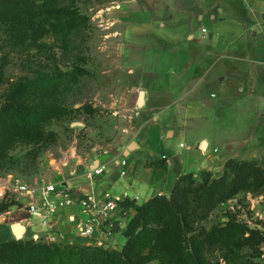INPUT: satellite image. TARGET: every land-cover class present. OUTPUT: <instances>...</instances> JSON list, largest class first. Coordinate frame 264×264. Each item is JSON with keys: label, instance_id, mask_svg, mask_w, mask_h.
<instances>
[{"label": "trees", "instance_id": "1", "mask_svg": "<svg viewBox=\"0 0 264 264\" xmlns=\"http://www.w3.org/2000/svg\"><path fill=\"white\" fill-rule=\"evenodd\" d=\"M82 23L84 18L74 7H50L46 0H0L3 50L20 56L36 51L39 61L45 57L49 62L12 84L0 98V174L37 173L42 154L58 142L51 128L72 113L67 106L69 94L87 73L78 67L62 71L60 61L45 54L42 41L51 30L69 36ZM79 110L86 115L96 112L87 106ZM167 165V159L150 156L144 161V167L156 174L166 172ZM241 195L264 199V167L256 159H228L217 178L208 171L184 174L176 181L171 199L158 196L142 205L123 202L125 211L132 210L134 215L123 230L119 223L113 225L112 232H120L127 240L121 250L11 240L0 244V264H253L242 262L235 251L262 246V232L235 220L206 225ZM12 207L13 203H2L0 215Z\"/></svg>", "mask_w": 264, "mask_h": 264}, {"label": "crops", "instance_id": "2", "mask_svg": "<svg viewBox=\"0 0 264 264\" xmlns=\"http://www.w3.org/2000/svg\"><path fill=\"white\" fill-rule=\"evenodd\" d=\"M238 1L244 8L254 9L253 1ZM118 3L120 8L129 12L126 17L129 28L120 52L121 65L129 79L120 83L117 91L106 100L108 102L100 100L94 105V108H108L109 116L104 118L103 131H89L97 132L88 141L90 148H83L75 141L66 151L61 149L57 158L45 161L43 168L46 178L43 180L44 186L64 185V189L75 199L87 196L101 199L105 193H110L113 196L126 195L127 200L142 205L155 197L171 195L176 181L184 174L211 172L212 162L219 157L209 152L201 153L198 149L204 142L210 147V138L205 134L196 141V151L201 156L198 162H192L189 148L184 154L174 149L170 141L182 128L179 126L185 125L187 118L192 120L193 117L195 120L200 115L197 111L195 117L192 109L207 110L210 101L213 102L212 107L217 109L216 121L219 122L224 116L223 110L218 113L219 107L214 100L219 99V103L224 105L225 87L222 82L214 81L210 72L192 79L193 76L186 73L189 55L164 50L156 42L161 34L168 33L174 27L182 30L186 24L189 27L188 41L200 48L199 60L207 58L211 48L205 42L208 33L202 28L211 23L208 17L209 0H161L160 5L150 0H119ZM174 10L184 12L174 15ZM204 30L206 33H203ZM259 49L253 54L257 62L255 67H264V50ZM216 54L218 59L223 58V53ZM231 113L241 115V111L234 113L232 110ZM241 117L237 118L235 132L243 135L246 129L240 126ZM78 127L86 131L89 129L85 124ZM133 143L138 149L127 157L128 148ZM182 146L181 149L184 148ZM148 156L167 159V171L156 174L153 169L144 167ZM124 161L127 162L126 167H122ZM100 169L103 170L102 174L95 175V171ZM222 170L223 166L213 176H221ZM122 172L126 176H122ZM16 179H20L16 174H10L5 180L0 178V200L6 189L13 187L11 183ZM239 198H246L255 216L264 222V207L260 200H254L251 195H241ZM17 200L29 213L31 207L36 211L24 219H10L14 207L0 215V244L14 240L10 227L19 222L28 229L24 240L33 236L46 242L55 236L62 244L96 245L100 236L97 231L96 236L88 240L78 236L77 226L89 219L81 207L49 213L39 197L18 194ZM129 213L130 216L134 215L132 210ZM100 222L103 223V219ZM127 224L125 219L120 218V229H125ZM126 241L120 232L106 239V243L114 249H122Z\"/></svg>", "mask_w": 264, "mask_h": 264}, {"label": "rangeland", "instance_id": "3", "mask_svg": "<svg viewBox=\"0 0 264 264\" xmlns=\"http://www.w3.org/2000/svg\"><path fill=\"white\" fill-rule=\"evenodd\" d=\"M46 1L50 7L77 8L82 19L84 18V23L73 30L69 36L59 35L56 34L58 31L51 30L42 41L47 47L45 54L54 55L56 60L60 61L59 66L62 71L78 67L87 74L73 85L69 94L67 106L72 113L51 128V131L58 135V142L40 157L39 171L33 175L12 173L30 188L44 186L43 179L46 178V173L43 165L46 160L57 158V153L59 154L61 149L66 151L75 141L83 148H90L88 141L97 132L89 131L92 129L103 131L104 118L109 116L108 108H102V106L94 108V105L100 100L106 101L111 98L120 83L129 79L122 68L120 54L124 36L129 28L126 22L129 12L119 7V0ZM150 1L153 3L155 1L156 5L161 4V0ZM168 1L171 2V0ZM251 1H253V10L244 8L238 0H209L208 17L211 23L202 29H206L208 33L205 42H208L211 50L205 59L199 60L200 48L188 41L189 27L186 24L182 30L174 27L156 39L157 44H160L164 50L189 55L186 73L192 75V79L196 80L210 72L214 81L222 82L225 87L222 102L226 107L219 103V99L214 100V102L217 101L219 107L218 113H220L219 110H223L224 116L219 122L216 121L217 109L212 107L213 102L210 101V104H207V110L192 109L194 115L197 111L200 115L198 117L195 115V120L193 117L192 120L187 118L185 125L179 126L182 128L170 141L174 149L184 154L189 148L192 162H198L201 156L196 151V141L203 134L210 138V147L208 144L203 147L202 143L198 149L201 153L209 152L210 155L216 156L217 154L216 157H219L218 160L212 162V175H215L224 166L225 161L232 157L242 160L256 159L264 167V67H255L257 62L253 58L254 51L259 47V50H264V47H261L264 45V21L262 20L264 1ZM156 12L160 13L159 10ZM180 12L184 11L174 10L173 13L177 15L181 14ZM256 27H260L261 30L254 36ZM2 46L0 38V98L10 91L12 84L32 75L33 71L39 69L41 63L42 65L44 63V66L49 63L46 62L45 57L41 58L43 62L39 61L40 58L36 56L38 55L36 51L20 56L9 53L7 49L3 50ZM216 53L219 55L223 53V58L218 59ZM86 106L96 112L86 115L83 110H79ZM232 110L234 113L241 111V115L231 113ZM238 116H242L240 126L246 129L243 135L235 132ZM81 124H85L89 128L88 131L83 128L81 130L78 127ZM181 144L183 149L180 148ZM19 155L22 156L23 153ZM8 176L10 174H0L3 180ZM12 189V186L6 189L0 205L13 203L14 213L10 219L31 217L29 211L23 209L18 202V194ZM254 200H260V204L264 207L262 197L254 198ZM230 220H235L251 230L264 234V222L260 217L255 216L246 198L238 197L229 201L209 219L206 225L211 227L228 223ZM30 239L39 241V238L33 236ZM46 242L51 243L49 240ZM109 247L114 249L113 246ZM235 252L244 263L264 264L261 245L247 246ZM229 262L232 264V261Z\"/></svg>", "mask_w": 264, "mask_h": 264}, {"label": "built area", "instance_id": "4", "mask_svg": "<svg viewBox=\"0 0 264 264\" xmlns=\"http://www.w3.org/2000/svg\"><path fill=\"white\" fill-rule=\"evenodd\" d=\"M203 33H206V31L204 30ZM126 165L127 162L124 161L122 167H126ZM102 172V169L96 170L95 175H100ZM122 176H126V173L122 172ZM13 189L17 194H28L39 197L44 208L49 213H56L57 210H63L69 207H81L82 212L89 219L77 226L78 236L88 240L95 237L97 231L100 235H98L97 246L109 247L106 239L113 235V225L119 223L120 218L125 219L126 223L131 218L130 213H127L122 207V203L127 200L126 195L113 196L110 193H105L101 199H97L94 196L75 199L73 195L61 186L47 185L39 188H30L20 179L14 180ZM35 211L31 207L30 214H33ZM101 219H103V223L100 222ZM49 241L51 243H58L55 237H50ZM262 252L264 263V244L262 245Z\"/></svg>", "mask_w": 264, "mask_h": 264}, {"label": "water", "instance_id": "5", "mask_svg": "<svg viewBox=\"0 0 264 264\" xmlns=\"http://www.w3.org/2000/svg\"><path fill=\"white\" fill-rule=\"evenodd\" d=\"M262 20L264 21V14L262 15ZM258 31H260V27L255 28L254 36L256 35V32H258ZM206 146H207V143L204 142L203 147H206ZM137 149H138V147L136 146V144L133 143L128 148L126 156L128 157L130 153L134 152ZM166 197L168 199H171V195H167ZM10 228H11L12 235H13L15 241H23L24 240V238L27 234V231H28L27 227H25L21 223L17 222V223H13Z\"/></svg>", "mask_w": 264, "mask_h": 264}]
</instances>
